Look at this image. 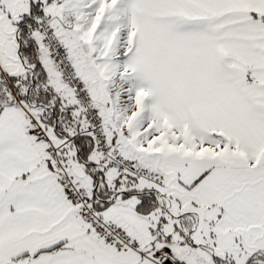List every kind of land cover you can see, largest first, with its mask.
I'll return each instance as SVG.
<instances>
[{
    "label": "snow or ice",
    "instance_id": "1",
    "mask_svg": "<svg viewBox=\"0 0 264 264\" xmlns=\"http://www.w3.org/2000/svg\"><path fill=\"white\" fill-rule=\"evenodd\" d=\"M0 264H264V0H0Z\"/></svg>",
    "mask_w": 264,
    "mask_h": 264
}]
</instances>
